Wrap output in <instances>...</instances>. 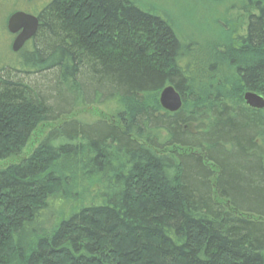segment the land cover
Segmentation results:
<instances>
[{
	"label": "trees",
	"instance_id": "trees-1",
	"mask_svg": "<svg viewBox=\"0 0 264 264\" xmlns=\"http://www.w3.org/2000/svg\"><path fill=\"white\" fill-rule=\"evenodd\" d=\"M241 10L209 70L133 0L37 10L21 71L0 68V264H264V108L243 101L264 98V0ZM78 101L118 110L61 119Z\"/></svg>",
	"mask_w": 264,
	"mask_h": 264
},
{
	"label": "rangeland",
	"instance_id": "rangeland-1",
	"mask_svg": "<svg viewBox=\"0 0 264 264\" xmlns=\"http://www.w3.org/2000/svg\"><path fill=\"white\" fill-rule=\"evenodd\" d=\"M50 0H0V68L12 66L21 71L17 61H22L24 56L14 55L11 51L13 37L6 29L8 17L17 11L29 12L32 15L38 13L41 6ZM144 11L167 19L173 26L183 50L180 56L181 66L204 62L205 70L217 68V53L227 52V39L240 37L244 30V22L248 14L241 10L248 0H133ZM216 45L219 49L215 50ZM29 50V47H25ZM223 48V49H222ZM211 55V57H208ZM195 61V62H194ZM200 66V65H198ZM220 66H222L220 64ZM201 68V67H200ZM223 73H234L228 67L222 66ZM25 70V68H23ZM203 70V69H202ZM22 76L21 74H19ZM32 77V76H31ZM35 78V77H34ZM33 78V79H34ZM118 107L113 104L84 105L76 102L69 111V116L63 115L61 119H71L85 125H91L97 121L111 120ZM49 125L43 126L39 134L46 135ZM98 177V176H96Z\"/></svg>",
	"mask_w": 264,
	"mask_h": 264
},
{
	"label": "water",
	"instance_id": "water-1",
	"mask_svg": "<svg viewBox=\"0 0 264 264\" xmlns=\"http://www.w3.org/2000/svg\"><path fill=\"white\" fill-rule=\"evenodd\" d=\"M38 27V19L24 12L11 14L6 22L9 34L15 35L11 44V51L17 53L26 42L35 34ZM244 104L251 109L261 110L264 108V98L256 93L247 92L243 94ZM158 102L160 107L168 113H176L182 107V100L173 87L168 86L161 90Z\"/></svg>",
	"mask_w": 264,
	"mask_h": 264
},
{
	"label": "flooded vegetation",
	"instance_id": "flooded-vegetation-1",
	"mask_svg": "<svg viewBox=\"0 0 264 264\" xmlns=\"http://www.w3.org/2000/svg\"><path fill=\"white\" fill-rule=\"evenodd\" d=\"M51 1V0H50ZM36 16V15H35ZM11 37H13V39L15 38V36L11 35Z\"/></svg>",
	"mask_w": 264,
	"mask_h": 264
}]
</instances>
